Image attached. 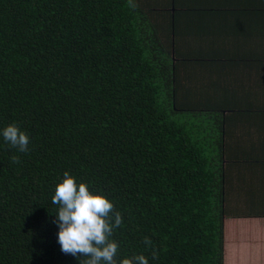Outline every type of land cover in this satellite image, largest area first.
<instances>
[{
    "label": "trees",
    "instance_id": "1",
    "mask_svg": "<svg viewBox=\"0 0 264 264\" xmlns=\"http://www.w3.org/2000/svg\"><path fill=\"white\" fill-rule=\"evenodd\" d=\"M174 73L128 0H0V133L30 138L21 153L0 134V264L84 259L57 242L65 171L121 212L118 264H223V117L181 105Z\"/></svg>",
    "mask_w": 264,
    "mask_h": 264
},
{
    "label": "crops",
    "instance_id": "2",
    "mask_svg": "<svg viewBox=\"0 0 264 264\" xmlns=\"http://www.w3.org/2000/svg\"><path fill=\"white\" fill-rule=\"evenodd\" d=\"M186 108L222 114L223 264H264V0H135Z\"/></svg>",
    "mask_w": 264,
    "mask_h": 264
},
{
    "label": "clouds",
    "instance_id": "3",
    "mask_svg": "<svg viewBox=\"0 0 264 264\" xmlns=\"http://www.w3.org/2000/svg\"><path fill=\"white\" fill-rule=\"evenodd\" d=\"M128 6L133 9L138 7L135 0H128ZM0 134L19 152L29 151L30 138L17 124L6 126ZM11 160L20 163L19 156L14 155ZM52 203L59 206L54 223L59 229L57 242L62 253L83 256L79 264H118L116 256L119 244L112 237L114 230L123 225V217L102 191L90 190L87 183H78L74 176L65 171L55 187ZM144 243L152 246L149 237H144ZM152 257L159 258L157 250L153 249ZM119 264H149V261L140 254L123 258Z\"/></svg>",
    "mask_w": 264,
    "mask_h": 264
}]
</instances>
